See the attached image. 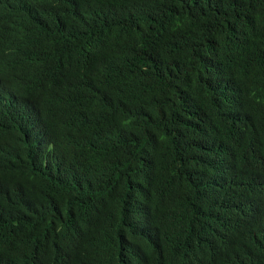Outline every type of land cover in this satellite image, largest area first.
<instances>
[{
    "label": "trees",
    "instance_id": "obj_1",
    "mask_svg": "<svg viewBox=\"0 0 264 264\" xmlns=\"http://www.w3.org/2000/svg\"><path fill=\"white\" fill-rule=\"evenodd\" d=\"M0 264H264V0H0Z\"/></svg>",
    "mask_w": 264,
    "mask_h": 264
}]
</instances>
